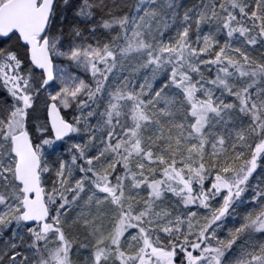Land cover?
I'll return each instance as SVG.
<instances>
[{"label": "snow or ice", "instance_id": "obj_1", "mask_svg": "<svg viewBox=\"0 0 264 264\" xmlns=\"http://www.w3.org/2000/svg\"><path fill=\"white\" fill-rule=\"evenodd\" d=\"M0 264H264V0H0Z\"/></svg>", "mask_w": 264, "mask_h": 264}]
</instances>
